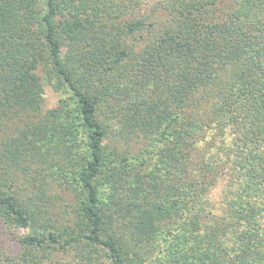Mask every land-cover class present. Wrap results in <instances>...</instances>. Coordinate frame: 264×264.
<instances>
[{
	"label": "trees",
	"instance_id": "16d2710c",
	"mask_svg": "<svg viewBox=\"0 0 264 264\" xmlns=\"http://www.w3.org/2000/svg\"><path fill=\"white\" fill-rule=\"evenodd\" d=\"M149 3L151 21L122 24ZM124 30L148 39L132 50L134 78L141 79L128 85L135 92L129 126L139 141L162 134L166 143L151 175L140 176L164 179V171L180 181L169 179L161 196L155 186L144 196L136 189L124 209L113 200L124 184L114 180L109 213L99 208L95 184L104 164L100 98L81 80L90 73L89 82L110 79L126 66L119 52ZM148 69L150 82L141 76ZM46 72L71 92L76 117L64 106L44 109ZM21 153L33 156L23 174L79 171L86 224L73 225L68 242L101 245L108 264L142 262L138 244L179 221L200 229L189 250L201 262L264 264V0H0V162ZM9 186L14 195L20 183ZM0 203L21 226L30 224L14 196ZM128 233L134 250L124 257ZM88 252L84 264L93 262Z\"/></svg>",
	"mask_w": 264,
	"mask_h": 264
},
{
	"label": "rangeland",
	"instance_id": "374dc122",
	"mask_svg": "<svg viewBox=\"0 0 264 264\" xmlns=\"http://www.w3.org/2000/svg\"><path fill=\"white\" fill-rule=\"evenodd\" d=\"M153 7L152 3L145 4L135 15L134 13L127 15L122 24L129 25L141 18L148 23L152 16H155ZM38 11H44L43 4L38 5ZM145 40H148L147 33L134 34V32L123 31L119 52L126 55L124 60L126 66L119 68L118 71L125 69L126 76L117 71L114 76L112 74L107 76L110 79L100 78L94 83L89 82L90 73L89 75L84 74L81 80L87 92L95 93L100 98L97 119L105 131L104 164L95 184L98 188L99 208L109 213L114 212L116 208V205L111 206L108 202L112 195L110 187L116 184L114 180L121 179L120 183L124 184L123 189L120 188L116 195H112L114 202L118 200L117 202L124 209L126 205L133 202L136 194L147 195L148 189L153 186L160 188L158 195L164 194L171 185L169 179L175 183L180 181L178 173L172 177L170 173L167 174L168 172L164 171H161L165 176L164 179L160 173L156 179L155 176L151 177L146 174L140 176L144 172L151 175L149 171L151 167H157L166 145L165 139L161 137L162 134L157 136H160L159 139L153 138L154 140L148 137L142 141L135 139L134 132L129 126L133 115L129 99L134 98L135 92L128 85L134 83V80L141 79V77L134 78V75H139L137 73L139 69L137 68L134 72L132 50L134 43L138 42L136 45L139 48L146 42ZM63 58L65 60L68 58L66 46H63ZM148 72L151 76L145 74L141 76L150 82L154 74L150 72V69ZM43 79L44 109L56 111L60 106H64L70 114L76 117L77 104L65 84L49 72L45 73ZM74 121L78 123L79 120ZM31 157L33 156L29 153H21L15 157L16 159L0 162V198L14 196L18 206L24 210L30 222L28 226H21L7 207L0 203V264H84L89 254L88 251L92 253L93 262L91 264H108L103 259L104 251L101 245L95 244L88 247L68 242L71 227L79 224L78 229H81L86 224L83 213L87 206V192L81 187L79 171L66 166L61 173H56V175L49 173L38 175L35 172L29 173L26 168L27 173L23 174L22 169L25 165H28L29 161L33 164ZM13 181L20 183V187L15 188L14 195L11 190L14 187L9 186ZM135 190L136 194H134ZM220 190V187L212 190L211 200L214 201ZM151 193L146 197L147 201ZM260 200V204L264 206V199ZM74 214H77V218L75 217L77 223L72 220ZM200 232V229L179 221L167 230L158 233L153 241L143 234L148 240L138 244L140 249L143 248V252L140 250L142 262L136 261L131 264H195V262L205 264L203 260V263L200 261L199 255H192L189 250L192 245L189 243ZM51 233L55 234V241L51 240L53 239ZM125 235L129 236H125L126 241L122 247L124 257L127 252L131 256L130 251L134 250L132 233ZM30 237H38L41 242L28 243L27 239ZM208 261H210L208 264L216 263L212 259Z\"/></svg>",
	"mask_w": 264,
	"mask_h": 264
}]
</instances>
